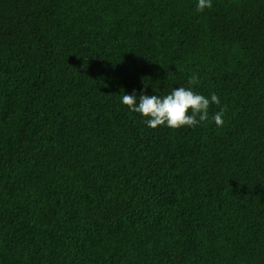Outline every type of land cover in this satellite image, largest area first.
Listing matches in <instances>:
<instances>
[{
  "label": "trees",
  "instance_id": "obj_1",
  "mask_svg": "<svg viewBox=\"0 0 264 264\" xmlns=\"http://www.w3.org/2000/svg\"><path fill=\"white\" fill-rule=\"evenodd\" d=\"M196 4L0 0V264H264V0ZM194 73L195 128L121 104Z\"/></svg>",
  "mask_w": 264,
  "mask_h": 264
},
{
  "label": "clouds",
  "instance_id": "obj_2",
  "mask_svg": "<svg viewBox=\"0 0 264 264\" xmlns=\"http://www.w3.org/2000/svg\"><path fill=\"white\" fill-rule=\"evenodd\" d=\"M212 7V0H197L196 10L203 12ZM200 83L194 73L188 78L189 87L179 86L172 88L163 96L157 94L146 95L143 92L137 96L135 90L132 94H123L121 104L130 112L139 114L145 125L150 129L168 127L172 130L181 128H195L209 120V108L211 105L220 106V98L211 93L206 97L194 90ZM225 107H220L212 117L218 128L224 126Z\"/></svg>",
  "mask_w": 264,
  "mask_h": 264
}]
</instances>
